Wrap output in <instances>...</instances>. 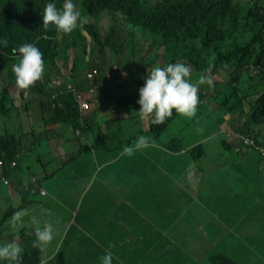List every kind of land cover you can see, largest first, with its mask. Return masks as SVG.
<instances>
[{
	"label": "trees",
	"instance_id": "obj_1",
	"mask_svg": "<svg viewBox=\"0 0 264 264\" xmlns=\"http://www.w3.org/2000/svg\"><path fill=\"white\" fill-rule=\"evenodd\" d=\"M153 1L72 0L81 16L76 29L64 34L54 26L43 28L42 11L50 0H0V121L3 125L0 126V178L4 184L9 183L5 179L7 173L18 167L22 153L31 150L32 144L28 146L30 134L36 146L41 145V140L50 143L58 135L65 143L79 144V148L68 153L65 166L55 165L51 171L53 178L61 176L65 167L83 168L80 156L91 158L96 149L111 151L114 155L117 151L116 158H119L122 147L127 146L126 149L138 155L140 149L135 144L139 136L136 133L144 134L148 140H161L167 126L178 115L175 110L159 126L153 125L149 117L141 123L142 129L138 128L135 137L127 133L122 137L118 133L123 131L119 128L123 116L128 114L125 111L131 112L133 106L136 113L140 110L132 97L127 98L126 83L120 85V81L133 70V86L143 87L146 75L156 66L162 52L167 56L166 64L189 65L193 83L208 69H211L209 75L217 71L228 73L226 85L220 86L218 79L213 81L212 87L217 94L209 91L211 99L219 101L215 110H222V117L234 114L228 120L230 127L236 128L239 139L252 138L254 142L250 145H264V0H160L152 5ZM55 3L59 9L64 0H55ZM90 16L111 19L112 25L107 32L101 33L90 22ZM85 17L89 21L83 23ZM234 20L235 26L248 32V38L235 41L226 50L221 44L229 21ZM24 43L37 46L45 64L42 78L27 90L16 86L12 72V65L18 63V52L14 53L13 49ZM112 66H115L113 70ZM250 67L256 71L252 76L247 73ZM95 70L97 74L88 77ZM110 81L111 86L103 87ZM200 92L204 91L198 90V97ZM78 93L87 94L89 98L96 96L92 109H81L76 98ZM36 115L40 116L39 130L26 127ZM21 116L24 119L18 121L16 118ZM6 118L13 129L6 126ZM42 129L45 130L41 132ZM39 134L42 139L38 141ZM120 137L121 140H117ZM168 142L169 138L160 141V146L165 145L173 152L182 149L181 142L176 143L175 139ZM187 150L194 160L204 155L203 145L199 143ZM11 161L16 165L11 166ZM97 174L99 176L100 172ZM49 176L50 173H46L44 177ZM119 176L125 175L119 173ZM31 182H39V178L33 177ZM11 186L15 190L13 183ZM40 187L35 193L46 195L48 189L42 184ZM113 187L123 194L124 189L116 180ZM65 189H70V185L65 183ZM8 214L9 208L0 215L1 224ZM79 214L77 210L76 223ZM25 233L24 240H16L13 236L8 241L2 239L0 246L15 241L23 248L19 264H39L41 250L32 247L35 234L30 229ZM240 250L245 254L252 252L246 244ZM76 257L83 263L93 264L86 256ZM233 259L238 260L231 255L216 254L209 257L208 264H239ZM0 264L9 262L0 260Z\"/></svg>",
	"mask_w": 264,
	"mask_h": 264
},
{
	"label": "rangeland",
	"instance_id": "obj_2",
	"mask_svg": "<svg viewBox=\"0 0 264 264\" xmlns=\"http://www.w3.org/2000/svg\"><path fill=\"white\" fill-rule=\"evenodd\" d=\"M160 0H155L152 2V5L159 3ZM241 4H244L242 1ZM91 17V16H90ZM99 17H91L92 23H94L101 33L107 32L112 25L111 19L109 21L104 18ZM237 18V17H236ZM89 21L88 17L84 18V22ZM228 31L223 38V43L221 46L223 49H228L232 43L237 40H242L248 38V32L242 31L241 28L234 25V21H229ZM82 25V24H81ZM167 58L166 54L162 52L159 58L156 61V66L165 65V59ZM59 66L62 65V60L59 61ZM115 66H112V70ZM97 71V70H95ZM233 71V69H232ZM192 73V72H191ZM248 74L250 76L254 75L256 71L249 68ZM213 81H220L221 85H226L228 73L223 71H217L214 75H211ZM237 76V75H235ZM134 80V72L131 70L123 81H120V85L126 83L127 86V98L132 97L134 99L133 103L137 106H140L137 101L139 99V89L142 86L135 85L133 86ZM112 81L104 86H111ZM219 86V87H220ZM10 91H12V87L10 86ZM201 95H199V99L202 101L199 102V108L196 109V112L191 117H186L178 114L171 123L167 126L165 132L161 136V140H152L149 139L150 143L146 147H142L138 151V155H134L132 151L129 153H125L127 146L122 147V157L119 161L120 170L123 172V175L128 176V164L134 159L137 161H145V167H149L150 163L148 160H151L153 164L150 166V170L157 165V162H154L152 157L149 156L151 152V146L158 147L160 141H166L169 138V142L175 139L176 143L181 142L182 146L179 151L186 150L183 153H179V155L173 156L172 161L166 167H170L169 171L164 170L165 174L168 175L170 172L172 175L177 176L179 180L176 178L169 180L168 182H164V187L160 186L158 190L153 192H149L147 189H143L144 201H137V204H143V207L140 211V215L133 216V220L138 224H141L142 229L132 228L131 237L133 240L127 241V246H133L136 248L140 247L141 250H144V254L147 250L150 252L154 249L155 243L158 241L157 235L153 237V235H149V224L150 222L157 219V217L162 214L166 216L168 214H172V209H168L169 205H177L179 202H182V205L186 204L187 207L189 204L185 201L192 198L191 193H194L196 190L195 186H198L199 189L203 187L205 190H209L211 192V197L204 199V197L200 196L198 193V204L188 213L191 215V223L187 218H183V221L180 220V215H178L179 211L175 212V217H178L177 222L174 227L177 228L179 233L185 238L182 240L181 244V260L179 264H192L191 259H193V263L196 264H204L205 261L209 260L210 250L207 247V244H200L196 246L194 243L195 239L200 236L199 239H206L204 236L205 233V225L211 224L210 220L214 217L215 220H225L227 222L226 217L222 213V207L227 206V199L230 201L231 199L238 193L241 195L244 194L245 197V205H246V225L252 226L256 221L251 220V214H255L259 209L263 213L264 217V145L263 144H252L250 145L253 139L248 138V143L245 142L246 138L239 139V136H236V128L230 127L229 117H234L233 113L228 114L226 117H222V110H215L218 107L219 101L216 99H211V94H217L218 91L213 90V87L202 84L198 87ZM210 91V92H209ZM28 99V97H26ZM84 98L89 101L90 109L93 108V103L96 100L95 95L85 94ZM26 100V99H25ZM222 109V107H221ZM136 107L133 106L132 111H125L128 114H125L121 121V126L119 131L123 129L122 133H118V136H124L126 133L135 137L138 134L139 137L144 134L136 133L138 128H141V123L146 122L148 118L138 117V114L135 112ZM215 110V111H214ZM200 111V114H199ZM225 112V109H224ZM115 117V115L113 116ZM24 119V116L16 118L18 121ZM40 116H33L29 121V125L26 127L33 126L35 129L39 130V120ZM104 119V118H103ZM5 124L8 127H12L13 125L10 123L9 119H5ZM16 121V124L17 122ZM243 121V120H241ZM238 125V124H237ZM0 126H3L0 121ZM13 129V127H12ZM58 132V128H56ZM136 133V134H135ZM39 134L38 141L42 139ZM138 137V138H139ZM245 137V136H244ZM117 140H121V137ZM138 140V139H137ZM223 140H226L225 142ZM264 142V139L263 141ZM34 139L31 134L28 137V146L32 144L29 149L30 151H26L22 153V156L18 160V167L12 168L8 173L5 179L8 180V184H4L2 179L0 178V215L4 214L7 208H9V214L3 218L2 224L0 223V242L3 240L8 241L13 236L15 238L26 236L27 228L32 226L31 217L35 216L40 221V226H43L45 221L52 223L54 228V237L56 236L58 228H60L63 221H65V216L69 214V210L65 206V199L73 198L76 194L80 193L82 190H85L86 187L84 184H77L75 190H66L65 183L68 184V181L65 180V168L66 169H75L72 166H68L63 168L62 175L56 177L55 179L52 176H49L45 179V174L50 173L56 164H63L65 166V160L68 153L76 148H79L78 143H65L60 138V136H55L49 142H42L41 145L36 146L33 144ZM202 144L204 148V155L202 159L194 160L187 149L191 148V146L195 144ZM125 144V142H124ZM137 144V143H136ZM135 144V145H136ZM177 147L178 146H172ZM255 148V150H254ZM161 150H165L164 147ZM124 152V153H123ZM117 156V151L115 152V157ZM99 158V157H98ZM165 163L168 161L165 158ZM228 160V162H227ZM116 162V161H115ZM115 162L110 165V172L108 177L112 174H116ZM227 162V163H224ZM97 164L92 165V170L96 169ZM91 172V171H90ZM155 175H157L155 173ZM38 177L39 182H31L33 177ZM82 175L79 174L78 177ZM21 178V179H20ZM20 181V182H19ZM181 182H188L189 188L184 192V197H180L178 191H182ZM203 182H205L203 184ZM11 183H13V190ZM44 185L48 189V193L46 195L35 193L40 190V186ZM70 185V184H68ZM122 186H126L125 184H121ZM107 186V185H105ZM101 188L100 186H93L87 190H90L87 194L90 196V200H93L95 197V189ZM115 193L121 194L120 191H116ZM85 190V191H87ZM44 192V190H41ZM199 191V190H198ZM190 196H187V194ZM232 201V200H231ZM229 202L232 204V202ZM151 202V203H149ZM178 202V203H177ZM224 202V203H223ZM200 203L209 204L208 212L206 218L200 216L199 220L196 216H199V213L202 211V206ZM120 204V201L116 203L115 206ZM230 204V205H231ZM113 207V203L110 204ZM103 207H108V202L104 200L101 204L100 214ZM261 208V211H260ZM113 209V208H112ZM132 209V208H129ZM20 210H27L28 215L23 217V223L21 227H13L10 223L11 217L15 212ZM46 210L51 211V215H48ZM182 210V209H179ZM99 212V211H98ZM199 222L198 225H192L194 222ZM83 221V214H79L78 223ZM176 221V220H175ZM153 223V222H152ZM204 224V226H203ZM261 226H264V219L261 220ZM260 226V227H261ZM29 228L35 234V225ZM203 229H200L202 228ZM20 228H24L23 232L19 236H16L17 230ZM92 229L90 226L88 228V232ZM163 232L166 233L169 231L167 228L164 229ZM163 231V228H161ZM246 234H249L250 231L245 229ZM262 231L260 232V236L262 235ZM165 235V234H164ZM125 237V236H123ZM140 237L143 240H140ZM126 238V237H125ZM208 239V237H207ZM60 243V242H59ZM55 244V242H54ZM51 246L53 243L51 241ZM64 246L61 247L63 249ZM159 247H157L158 249ZM95 250V246L92 247ZM157 251V250H155ZM246 260H241L243 264H260V260L258 258L259 254H254L251 258L247 255L242 254ZM248 253V252H247ZM167 252H163L160 255L161 261L160 264H169L167 261ZM93 262V257H92ZM210 262V261H209ZM262 263H264V258ZM211 264H215L212 262Z\"/></svg>",
	"mask_w": 264,
	"mask_h": 264
},
{
	"label": "crops",
	"instance_id": "obj_3",
	"mask_svg": "<svg viewBox=\"0 0 264 264\" xmlns=\"http://www.w3.org/2000/svg\"><path fill=\"white\" fill-rule=\"evenodd\" d=\"M44 130L45 129H42L41 132ZM149 143L150 141H148V144ZM157 145H159V148L151 146V152L149 153V156H153L152 159L154 162H157V165L150 170V166L153 164L151 160H148L150 166L145 167V161L136 162L133 159L128 168V176H119V173L121 175L123 173L121 172L119 165L121 157L116 158L113 152L105 151L103 149H96L91 158L80 156L79 162L84 163L83 168H65V180L70 184V189H66L67 191L75 190L78 183L84 184L86 187L85 190L92 188L95 185L100 186L101 188L95 189V197L93 200H90V196L87 195L90 190H82L71 198V200L65 199V206L67 207V210H69V214L65 216V221H63L60 228H58L56 236L52 240L53 246H51L50 243L46 249L41 251L39 264L91 263L88 261L83 263L76 257L78 255L86 256L90 260H92L93 257V264H100L99 257L107 252L112 253V264H160V255L163 252H167V261L169 264H179L182 256L181 244L182 240H185V238L179 233L177 228L174 227L175 223H179L177 222L178 217H175V212H177V210L179 211L178 215H180V220L183 221V218H187L191 223V219H189L191 218V215L186 213L196 207V204L199 203L198 193L200 192L199 195L204 197V199L211 197V192L207 189L205 190L203 185L201 189L194 185L199 191L196 190L194 193H191L192 198L185 200L189 204L188 207L186 204L182 205V202H177V205H169L167 207L168 209H174L172 214L166 216V218H168L167 220L164 215L160 214L156 220L152 221L153 223L150 222L149 235H153V237L157 235L158 237V241L155 243V247L152 251L149 252L147 250L144 254L145 249L141 250L139 246L136 248L133 246H127L125 240H133L130 234L132 228L139 230L142 229L141 224H138L133 220V216L140 215V211L143 207V204L136 203L138 200L144 201L143 189L153 192L158 190L160 186L164 187V185H166L164 182H168L174 178L179 180L177 176L172 175L170 172L166 175L164 170L169 171L170 167L166 166L173 158L170 153L177 156L179 153H183L186 150L173 152L166 148L165 145L160 146V143ZM162 147H164L165 150H161ZM165 158L168 159L166 163ZM113 162H115L116 174H112L108 177L110 165ZM93 164H97V167L92 170ZM98 171L100 172L99 176L97 174ZM155 173L157 175H155ZM79 174L82 176L78 177ZM50 175L52 176V172H50ZM97 178L100 179L98 183L94 182ZM114 180H116L120 187L124 189L122 195H118V192L115 193V188L113 187ZM204 183L205 182H203V184ZM121 184H125L126 186H122ZM181 185L182 191H178V194L182 198L185 196L184 192L189 188V184L188 182H181ZM116 191H120V189L116 187ZM187 196H190V194L188 193ZM103 198L108 202V207H103L100 214ZM118 201H120V204L114 208V205H116ZM226 201L227 206L224 208L222 207V213L226 217L227 222L223 219L217 221L214 217L211 218V224L205 225L204 229V236L206 239H199V236L195 239L194 243L196 246H199V243L203 244V246L204 244H207V247L210 250L209 257L216 254H224L226 256H234V258H240L241 260L246 259L241 256L242 251L240 250V247L243 246V244H246L248 250L252 249V252L250 251V253L245 254L243 251L242 254L247 255L249 258L254 256V254H259L258 258L260 264H264L262 263L264 258V226H261V220H263L264 217H262L263 213L261 208V214L259 209L255 214H251V220L256 222L252 226H247L245 220L247 209L244 194L241 195V199L240 193L235 195L233 199H231L230 196L232 204L229 203L230 201L227 197L224 202ZM111 203H113V207L110 206ZM200 204L202 206V211L199 213V216H196L198 220L200 216L206 218L209 207V204ZM77 210L79 213L83 214V221L80 223H76L74 220ZM192 221L194 222L192 224L193 226L194 224L198 225L199 223L194 220ZM32 226L27 229L33 228ZM90 226L92 229L88 232L87 230ZM161 228H163V231H161ZM165 228L169 231L164 233V235L163 232L165 231ZM200 229H203V227ZM245 229H248L250 233L246 234ZM262 229V235L260 236ZM23 230L24 228L17 230L16 236L20 237V233H22ZM16 240L22 241V237L16 238ZM140 240H143V238L140 237ZM62 246H64L63 249H61ZM93 246H95V250L92 249ZM157 247L159 248L157 249ZM233 260L239 264H243L239 260ZM164 261L162 264H164ZM191 261L192 264H196L193 263V259H191ZM208 261L209 260L205 261L204 264H208Z\"/></svg>",
	"mask_w": 264,
	"mask_h": 264
},
{
	"label": "clouds",
	"instance_id": "obj_4",
	"mask_svg": "<svg viewBox=\"0 0 264 264\" xmlns=\"http://www.w3.org/2000/svg\"><path fill=\"white\" fill-rule=\"evenodd\" d=\"M81 13L77 10L72 0H64L62 8H57L55 0H50L42 11L43 28L54 26L58 32L69 34L78 25ZM5 45L7 41H4ZM18 63L12 65L16 86L21 90H27L39 81L44 73L43 53L32 43L21 44L18 49ZM211 69L202 72L195 83L191 82V67L182 62L168 63L163 67L157 66L146 75L144 85L139 89L137 103L140 110L137 112L142 118H151L153 125L159 126L173 115L177 114L191 117L195 114L199 103L198 87L207 84L214 86L213 79L209 75ZM247 139V138H246ZM137 148L148 146V138L139 137ZM131 149H126L129 153ZM51 215L50 210H46ZM28 215L27 210H20L11 217L13 227H21L23 217ZM31 223L35 225V240L33 248L41 251L46 249L54 239V228L52 223L45 221L40 226V221L31 217ZM23 248L15 241L0 246V260L8 261L9 264H19ZM113 256L107 252L99 257L100 264H112Z\"/></svg>",
	"mask_w": 264,
	"mask_h": 264
},
{
	"label": "built area",
	"instance_id": "obj_5",
	"mask_svg": "<svg viewBox=\"0 0 264 264\" xmlns=\"http://www.w3.org/2000/svg\"><path fill=\"white\" fill-rule=\"evenodd\" d=\"M97 74V71H94L93 73H91V74H89L88 75V77H93L94 75H96ZM91 92H93V90H90ZM76 98H77V100H78V102H79V104H80V107H81V109L83 110V111H86V110H89V108H90V103H89V101H87L85 98H84V96L81 94V93H78L77 95H76ZM245 142L246 143H248L249 141H248V139H245ZM10 165L11 166H15L16 165V162L15 161H11L10 162ZM5 181V180H4ZM6 182V181H5ZM7 183V182H6Z\"/></svg>",
	"mask_w": 264,
	"mask_h": 264
}]
</instances>
